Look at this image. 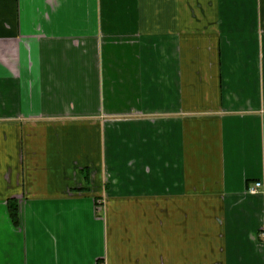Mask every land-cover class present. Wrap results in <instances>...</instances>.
I'll list each match as a JSON object with an SVG mask.
<instances>
[{"label": "crops", "instance_id": "obj_1", "mask_svg": "<svg viewBox=\"0 0 264 264\" xmlns=\"http://www.w3.org/2000/svg\"><path fill=\"white\" fill-rule=\"evenodd\" d=\"M259 181L264 0H0V264H264Z\"/></svg>", "mask_w": 264, "mask_h": 264}, {"label": "built area", "instance_id": "obj_2", "mask_svg": "<svg viewBox=\"0 0 264 264\" xmlns=\"http://www.w3.org/2000/svg\"><path fill=\"white\" fill-rule=\"evenodd\" d=\"M263 183L261 181L259 182H255L254 184H252L251 186H249V192L251 194H257L258 192H260L263 189Z\"/></svg>", "mask_w": 264, "mask_h": 264}, {"label": "trees", "instance_id": "obj_3", "mask_svg": "<svg viewBox=\"0 0 264 264\" xmlns=\"http://www.w3.org/2000/svg\"><path fill=\"white\" fill-rule=\"evenodd\" d=\"M12 211H13V213H12V216H16L17 214H16V207L15 206H12Z\"/></svg>", "mask_w": 264, "mask_h": 264}]
</instances>
